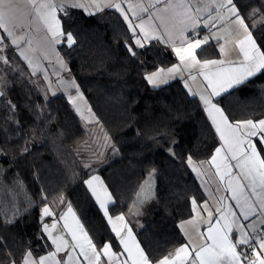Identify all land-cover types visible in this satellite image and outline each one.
Wrapping results in <instances>:
<instances>
[{
    "label": "trees",
    "instance_id": "trees-1",
    "mask_svg": "<svg viewBox=\"0 0 264 264\" xmlns=\"http://www.w3.org/2000/svg\"><path fill=\"white\" fill-rule=\"evenodd\" d=\"M236 2L247 16L264 0ZM58 16L63 30L75 39L72 47L58 44L68 74L116 150L94 171L87 168L74 149L86 135L83 120L64 94L45 96L13 47L7 46L8 63L2 68L9 87L0 97V264L19 263L29 248L37 256L49 250L46 234L41 239L43 196L47 202L64 196L94 243L110 241L119 251L115 234L83 183L93 172L112 193L109 212L128 216L145 253L156 261L185 240L179 222L192 213V198L204 197L187 159L207 160L218 144L217 135L184 79L157 87L145 79V72L175 62L166 44L154 40L136 48L127 23L113 8L88 12L69 7L67 15ZM253 35L264 47V27ZM216 101L230 120L263 117L264 72ZM153 170L151 202L143 203L141 212L130 213Z\"/></svg>",
    "mask_w": 264,
    "mask_h": 264
},
{
    "label": "snow or ice",
    "instance_id": "snow-or-ice-1",
    "mask_svg": "<svg viewBox=\"0 0 264 264\" xmlns=\"http://www.w3.org/2000/svg\"><path fill=\"white\" fill-rule=\"evenodd\" d=\"M157 4L163 7L157 8ZM105 6L114 8L123 16L135 38L136 48H144L145 42L152 40L171 47L179 63L167 69L158 68L146 75L145 79L153 87L167 83L166 76L182 75L184 71L189 73L192 81L197 79L196 75H192L194 71L206 81L205 91L210 89V92L201 94L199 99L222 144L215 149L209 161L200 163L215 168V175L224 184V190L231 193V200L235 201L239 214L233 205L223 203V196L217 198L216 206L212 209L207 201L198 205L196 199L192 198V211L196 217L207 212V219L203 220L208 225L206 232L200 230L196 219L182 222L179 227L187 237V242L153 261L137 242L125 215H110L112 193L99 176L91 175L83 183L102 210L122 250L114 251L110 241L102 246L94 243L71 203H67L63 197L60 203L66 204L67 210L56 213L48 205L47 196H43L41 239L46 234L47 240L51 242L49 250L45 255L37 256L29 248L19 264H264V119L230 122L224 111L212 100L221 92L245 84L257 72H264V47L258 44L253 35L257 27H264V2L245 16L236 0H147L146 5L129 4L128 11L140 21L134 24L120 3L103 5L98 0H89L86 6L79 0H0V30L7 34L12 45L20 48L21 41H25L27 35L24 30L39 32V25H43L45 32L35 41L36 47H33L32 38H27L26 43L28 51H40L47 58V49L53 45L64 43L72 47L75 44L73 34L63 30L58 12L67 15L69 7L83 8L85 11L93 7L102 11ZM142 13H148L146 20ZM157 21L158 25L155 23ZM229 24L236 26L240 38L226 40L219 45L220 59H201L200 53L204 46L209 45L210 40L219 43L224 37L218 32ZM214 28L216 32L212 31ZM205 29L208 34L201 36L200 33ZM17 32L23 34L17 35ZM228 44L232 47H228ZM0 45H4L3 37H0ZM128 50L132 56L136 55L132 46ZM3 52L4 47L0 46V61L7 64L8 59ZM20 55L31 67L33 62L27 51L21 48ZM232 56L236 59H231ZM71 83L77 87L74 81ZM185 87H188L187 83ZM3 95L0 91V97ZM75 99L83 100L78 87L77 97L69 96V101L83 118ZM88 113L94 117L90 108ZM187 162L193 166L191 156ZM234 169L238 172H234ZM192 170L199 174L196 167L193 166ZM154 171L141 185V192L137 193L130 213H138L139 204L148 198L145 185H150ZM217 191L220 189L217 188ZM45 217H51L52 222H45ZM185 225L191 226V231ZM67 237H71V240ZM9 264H17V261L11 260Z\"/></svg>",
    "mask_w": 264,
    "mask_h": 264
},
{
    "label": "crops",
    "instance_id": "crops-1",
    "mask_svg": "<svg viewBox=\"0 0 264 264\" xmlns=\"http://www.w3.org/2000/svg\"><path fill=\"white\" fill-rule=\"evenodd\" d=\"M79 2L85 4L86 6L89 4V0H79ZM98 2L101 3V4H103V5L120 3L122 5V7L125 9V11L127 12L128 16H129V19L132 20V22L134 24H137L140 21L137 20V19H135L133 17V13L131 11H128L129 4H132V5H138V4H141V3H143L145 5L147 4V0H98ZM156 7L157 8H160V7H163V5L157 4ZM104 8H111V7L105 6ZM87 11L88 12H95L97 10L95 8H93V7H88L87 8ZM58 15H59V12L57 13V16ZM141 15H142V17L145 20L148 17V13H142ZM58 18H59V16H58ZM155 23L158 25V21L155 22ZM39 28H40V31L39 32H36L35 30H29V29H25L24 30V33H27L26 39L27 38H32L34 40L33 47H36L35 41L39 40L44 35V32H45V29L43 28V25H39ZM218 28H219V25H218ZM160 31L163 32V29H161ZM212 31L216 32L217 29L214 28V29H212ZM137 32H139V30H137ZM21 34H23V33L17 32V35H21ZM205 34H208V30L207 29L203 30L200 33L201 36H203ZM218 35H220V36H222L224 38L223 39H220L219 43H217L215 40H210L209 45L204 46V51H202L200 53V58L201 59H220L221 57L219 55V45L220 44H224L226 40L234 41V40L240 38V33L237 31L236 26L235 25H232V24L227 25V27L223 31L218 32ZM0 37H3L4 38V45H0V46L4 47V55L6 57H8V55H7V46L13 47V49L15 50V52L17 53V55L25 63V65H26L27 69L29 70V72L33 75V77L35 79V82H36L37 86L40 89L42 88L48 94H52V95H55V94H58V93H62L69 100V96H72L73 98H76L77 97V87H78L79 92L83 96V100L75 99V103L81 107L82 111L86 110V108L87 109L90 108V107H88L89 106V103H88L85 95L81 91L80 86L78 85L77 81L72 76H70L68 74V64H67L65 58L63 57V55L61 54V52H60V50L58 48V44L53 45L52 47H50V48L47 49V58H45L44 54H42L40 51H36V52L28 51V45L26 43V39H25V41H21L20 48H17L15 45H12L11 44L10 38L7 37V34L4 33L3 30H0ZM134 39L135 38L133 37V44H134ZM165 39H166V37H165ZM152 41H154V40H152ZM147 43H149V42H145V44H147ZM228 47H232V45L231 44H228ZM21 48L22 49H25L27 51V55L32 59V62L33 63H32V66L31 67L29 66L27 60H25L20 55V49ZM169 48L171 49V47H169ZM174 57H175V55H174ZM231 59H236V57L235 56H232ZM178 63H179V61L175 57V62L172 65L178 64ZM172 65L169 66V67H159V68L167 69V68L172 67ZM184 73L186 75H183V73H182V75L181 74H176V75L172 76L169 80L174 79V78H182V79H184L188 83L189 87L192 89V91L195 93V95L197 96L198 99H199V96L201 94L207 95L208 92H210V89H208L207 91H205L206 81H204L203 77L200 76L197 72L194 71L192 73V75H196V77H197V79L195 81H192L191 79H189V73L187 71H184ZM257 73H259V72H257ZM73 81H74V83H75V85L77 87H73L72 86V83L71 82H73ZM8 87H9V81H8V79L5 76V73H4L3 68H2V64L0 62V91L3 92ZM229 90L230 89H228L227 91H229ZM226 92H221V94L219 96L223 95ZM219 96L213 97L212 100H213V103H216L217 106L220 107L224 111V109L221 107V105L216 101V99ZM199 101H200V99H199ZM200 103H201V105H202V107L204 109V105H203L202 101H200ZM71 104L73 105L72 102H71ZM224 113H225V115H227L225 111H224ZM205 114L207 115V117H208V119H209V121H210V123H211V125H212V127L214 129V131H215V127L212 124L211 119L209 118V116H208V114H207L206 111H205ZM86 117H89L91 119L92 118H95L93 116H86ZM248 119H252V118L236 119V120H230L229 119V121L230 122L245 121V120H248ZM259 119H264V116L263 117H260V118H257V119H252V120L255 121V120H259ZM215 133H216V131H215ZM216 135H217V138H218V144L215 147V149L217 147H220L221 144H222V142L219 139V134L216 133ZM259 147H260V145H258V148ZM215 149H214V151H215ZM214 151L210 155V157L207 159V161H209L211 159V156L214 154ZM232 163L235 164V161H232ZM208 168H209V171H210L211 183H214L220 189V191L212 192V190L210 188H209V190H207V189L205 190L202 187V185H201V182H200L201 180H198L199 183H200V185H201V189L203 191L204 197L202 199H200V200L196 199L197 204L198 205H202L205 201H207V203L209 205V208L212 209V208H214L216 206L217 198L223 196V197H225V199L223 200V203L224 204H231V205H233L234 210L239 214V209L238 208H235V201L231 200V193L224 190V184L222 182H220L219 181V178L215 175V168L210 167L209 164H208ZM233 171L234 172H238L237 169H234ZM91 175H97L103 181V179L101 178V176L98 173H95V172L92 173V174H90L87 177V179H89ZM104 185L106 186L105 183H104ZM151 200H152V198L149 201H146V202L149 203ZM67 203H69V202H67ZM142 206H143V204H142ZM139 209H142V207L139 208ZM66 210H67V208H65L64 211H66ZM118 214H121V213H117V214H111L110 213V215H113V216L118 215ZM76 215H77V213H76ZM124 215H125L126 219L128 220V216L126 214H124ZM77 217H78V215H77ZM190 219H196L200 230L202 232H206V229H207L208 225L207 224H204L203 223V220H206L207 219V212H202L201 215H200V217H196V214L192 211V213L188 217L180 220L179 225H181L182 222L188 221ZM241 220H242V217H241ZM128 222H129V220H128ZM213 222H215V221L213 220ZM245 223H247V222H245ZM129 226L131 227L130 223H129ZM185 227L188 228L189 231H191V226L185 225ZM84 229H85V227H84ZM182 232H183V230H182ZM133 234L135 235L137 242L140 244L139 239L137 238L134 230H133ZM184 238H185V240H184V242L182 244H184V243L187 242V237L185 235H184ZM182 244H180V245H182ZM140 246H141V244H140ZM121 250H122V246H120L119 251H121ZM119 251H117V252H119ZM45 254L46 253L41 254V255H45ZM17 264H19V263H17Z\"/></svg>",
    "mask_w": 264,
    "mask_h": 264
},
{
    "label": "rangeland",
    "instance_id": "rangeland-1",
    "mask_svg": "<svg viewBox=\"0 0 264 264\" xmlns=\"http://www.w3.org/2000/svg\"><path fill=\"white\" fill-rule=\"evenodd\" d=\"M2 54L4 55V52ZM0 62H1V64L3 63L2 61H0ZM156 70L157 69L145 72L144 75L146 76V75H148V74H150ZM183 75H186V74L183 72ZM165 78L167 80H169L171 77L166 76ZM159 85H161V84H159ZM42 92L45 96L52 95V94H48L46 91H42ZM74 109H75V107H74ZM88 109L86 108V110H84V111H82V109H81V112L83 113V118H82L81 114L76 111L78 113V115L80 116V118L84 122V125L86 128V135L82 140L78 141L75 144L74 149L76 150V152L79 154L80 157H81V154L83 155V157H81V159H82L84 165L87 168H89L90 170L94 171L95 168H97L100 164H103L109 160V158L114 154L116 147L112 143L110 136L108 135V133L104 129L103 125L97 119L96 115L94 114V112L92 110H91V113L94 114L95 118L91 119L89 117H86V116H91L88 113ZM113 146H114V148H113ZM192 161H193V166L199 170V174L197 172H194L193 170L192 171L194 172L197 179L201 180L200 182H201L202 187L205 190L206 189L209 190V188H210L212 190V192H216L218 187L214 183H211V176H210L208 164L207 163H204V164L200 163L201 161H207V160H195L192 158ZM193 166H190L191 169ZM148 178H149V176L146 178V180ZM144 182H143V184H144ZM145 189H146L145 194L148 196V198L146 200H144L143 203H147L146 201H149L152 198L151 181H150V185H145ZM140 192H141V188L139 189L138 193H140ZM61 197H63V199L66 201V198L64 196L60 195V196H57L56 198L52 199L51 201L47 202L48 205L50 207H52L56 213H60L61 211H64L66 208V204L60 203ZM136 200H137V197H136L135 201ZM142 204L141 205L139 204L140 205L139 208L142 207ZM150 207H151V204L148 205L147 210H149ZM139 210L141 212V209H139ZM137 218H138V215H137ZM44 221L50 224L52 222V218L48 217ZM62 223L63 222L61 221V224ZM67 238L69 240H71V237H67ZM61 255H63V253H61Z\"/></svg>",
    "mask_w": 264,
    "mask_h": 264
}]
</instances>
